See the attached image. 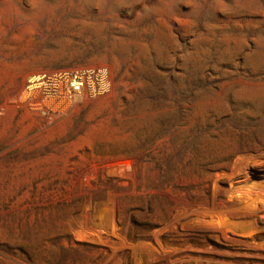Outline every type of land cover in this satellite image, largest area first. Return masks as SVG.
I'll return each instance as SVG.
<instances>
[{
	"label": "rangeland",
	"instance_id": "1",
	"mask_svg": "<svg viewBox=\"0 0 264 264\" xmlns=\"http://www.w3.org/2000/svg\"><path fill=\"white\" fill-rule=\"evenodd\" d=\"M0 264H264V0H0Z\"/></svg>",
	"mask_w": 264,
	"mask_h": 264
},
{
	"label": "built area",
	"instance_id": "2",
	"mask_svg": "<svg viewBox=\"0 0 264 264\" xmlns=\"http://www.w3.org/2000/svg\"><path fill=\"white\" fill-rule=\"evenodd\" d=\"M82 75H78V72L74 73L73 77L71 78L69 75H63L62 73H54L52 75H42L41 79H42V83L47 82V83H51L53 85L56 84H60L62 79L65 78L67 79L65 81V84L68 86H66V90H65V94L66 97L68 99V101H73L77 98H79L81 96V93L84 90V86H83V81L82 78L85 77L87 80H89L92 76H95L96 78L99 77L100 78V83H97L96 85L91 82H88L87 85V89L92 92L93 94H99V93H103L105 91H107L108 89V83L106 80H104V74L100 73V71H97V73H94L93 70H86L83 73H81ZM66 76V77H64ZM39 77H37L38 79ZM79 80V81H77ZM37 84L40 83H36V84H30L26 87L27 93L26 96L27 98L30 96V94L32 93L33 89L35 87H37ZM58 86V85H57ZM42 96L43 99H49L51 101H56V99L58 97H60V94H57L56 88H54L53 93L52 94H45L42 91Z\"/></svg>",
	"mask_w": 264,
	"mask_h": 264
}]
</instances>
